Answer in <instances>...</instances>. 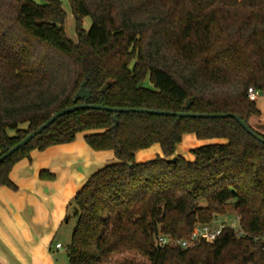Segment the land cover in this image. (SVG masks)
I'll use <instances>...</instances> for the list:
<instances>
[{
	"label": "trees",
	"instance_id": "16d2710c",
	"mask_svg": "<svg viewBox=\"0 0 264 264\" xmlns=\"http://www.w3.org/2000/svg\"><path fill=\"white\" fill-rule=\"evenodd\" d=\"M40 1L0 0V155L83 103L75 101L83 83L89 104L234 114L264 138L248 97L250 87L264 93V0H69L77 41L62 1ZM80 134L114 159L74 196L69 264H264V143L234 118L76 110L0 164V187L17 191V163ZM186 135L224 142L194 148L188 161L178 154ZM155 144L162 157L136 161ZM229 203L243 235L226 227L214 242L154 245L156 234L180 239L213 223Z\"/></svg>",
	"mask_w": 264,
	"mask_h": 264
},
{
	"label": "crops",
	"instance_id": "0c3cea01",
	"mask_svg": "<svg viewBox=\"0 0 264 264\" xmlns=\"http://www.w3.org/2000/svg\"><path fill=\"white\" fill-rule=\"evenodd\" d=\"M193 137L195 138V136ZM79 140H81L79 143L82 149L79 150L81 153L78 152L76 148L71 147L68 149L64 147L68 146L67 144H74ZM67 144L52 146L44 151H32L30 158L21 160L14 166L10 173V179L17 186V191H13L8 187H0V203L4 202V204L0 205V228L2 229L1 223L7 224L6 230L2 229L4 231H0V258L3 264H53L50 247L52 230L48 227L51 221L49 211L44 209L43 212L42 209L41 212L43 214L40 211H38L39 214L37 213L40 215V220H35L34 222L27 220L25 226H19L17 222H14L12 214L9 215L8 210L17 209L21 206V202L25 203V205L31 204V202L37 199L42 202L48 190H55L56 188L64 189L66 186L70 188V197L73 198L80 189L76 186V183L82 179V176L81 174L66 175L63 172L66 165L70 162L83 159L94 162L96 165L101 163L104 167L108 162L114 159L112 151V155L110 157L108 156L109 158H98L97 154L101 151L94 152L86 143L84 135L82 134L78 135L74 142ZM62 146L64 147V151L61 150ZM52 148L53 150L50 151V153L54 152V154L52 156L53 158L51 157V160L48 162L50 164L44 167L42 166L43 168H37V159H41V155L35 156V154H43V152H48ZM54 167L55 169L58 167L57 170H59L60 173L57 171L53 172ZM43 170H48L53 173L55 179L52 181L41 180L40 172ZM19 200L20 203H18ZM38 209L41 210V208H37L36 210Z\"/></svg>",
	"mask_w": 264,
	"mask_h": 264
},
{
	"label": "rangeland",
	"instance_id": "374dc122",
	"mask_svg": "<svg viewBox=\"0 0 264 264\" xmlns=\"http://www.w3.org/2000/svg\"><path fill=\"white\" fill-rule=\"evenodd\" d=\"M38 3H40V0H36ZM62 1L63 8L67 14L66 22H65V30L67 35L73 39L74 41H77V35L75 30V20L73 17L72 7L69 2V0H60ZM85 28L89 29L92 25L91 18L87 17L84 21ZM146 85L148 87H151V84L149 81H146ZM258 108L262 112V121L264 124V93L261 92L258 96V99L256 101ZM26 127V126H22ZM11 135H15L14 131L10 132ZM80 141L75 142L74 144H67L68 149L71 147L78 149V152L81 153L82 150L80 148ZM224 142L223 140H198L195 139L191 135H186L183 142L178 147V154L184 157L188 161H192L194 159V156L191 152L194 148H197L199 146L212 144V143H221ZM64 147H61V150L64 149ZM52 149H50L48 152H43V154H35L41 155V159H37L38 162L36 164L37 168H43L44 166L50 164L48 163L51 160V157L53 156L54 152H51ZM64 151V150H63ZM94 152H97L96 150H93ZM39 153V152H38ZM50 153V154H49ZM98 158L100 159H106L108 156L110 157L112 155L111 151H101L99 154H97ZM162 151L158 144L153 145L149 149L142 150L136 155V161L139 163L149 162L152 160H155L158 157H162ZM108 157V158H109ZM53 158V157H52ZM98 162V161H96ZM99 165H96L94 162H89L83 159H79L73 162H70L68 165H66V168L63 172L67 175L73 174V175H79L81 174L82 179L79 180V182L76 183V186L78 188H81L83 184L87 181V179L96 171L101 169L103 165L101 163H98ZM43 166V167H42ZM56 166V165H54ZM58 169V167H56ZM55 169L53 172L60 173L59 170ZM61 170V169H60ZM65 178V177H64ZM70 188L67 186L63 189H50L45 193V200L37 199L34 202H31V204H26L21 202L20 200L18 203L21 204L20 207H18L15 210H8L9 215L12 214L14 222L18 223L19 226H25L27 220H31L34 222L35 220H40L38 215V211L44 212V209L49 211L50 214V223L48 227L52 230V236H51V259L53 264H69L68 257H67V247L71 242L72 234L75 228L76 224V218L73 216L75 203H74V197H70ZM46 201V202H45ZM4 204L3 203H0ZM38 204V205H37ZM37 208H41V210H36ZM227 213L223 216L219 215L217 219L220 222L226 223L227 225H232L233 228L239 229V218L237 215V211L235 210V207L233 203H229L227 205ZM38 213V214H37ZM42 213V212H41ZM43 214V213H42ZM43 218V217H42ZM2 229L6 230L7 224L1 223ZM0 228V231H4ZM2 233V232H1ZM62 243L63 247L61 249L56 248V243ZM0 264H3L0 258Z\"/></svg>",
	"mask_w": 264,
	"mask_h": 264
},
{
	"label": "water",
	"instance_id": "95a60500",
	"mask_svg": "<svg viewBox=\"0 0 264 264\" xmlns=\"http://www.w3.org/2000/svg\"><path fill=\"white\" fill-rule=\"evenodd\" d=\"M86 83H83L81 88L76 94L75 101L82 99L83 103L76 104L71 107L62 109L61 111L54 114L49 120H47L43 125H41L38 129L31 132L29 135H27L24 139H22L19 143H17L15 146L8 148L7 151L0 155V164L9 156H11L13 153L18 151L19 149L26 146V144L31 141L34 137L39 135L41 132H43L46 128H48L51 124H53L58 118L61 116L74 112L76 110H84V109H93V110H106L110 112H136V113H148L152 115H161V116H174V117H192V118H218V117H232L234 118L239 125L250 135H252L254 138L259 140L260 142L264 143V138H262L260 135L256 134L252 131V129L237 115L234 114H200V113H192V112H175V111H162V110H154V109H144V108H110L106 107L104 105H97V104H89L88 101L91 97V91L89 89L85 88ZM109 88V83L106 84L102 88V92H105ZM192 103V100L187 101L186 105L184 106L185 109H188ZM115 123L117 124V118L115 117ZM173 162L176 161L174 158L172 160Z\"/></svg>",
	"mask_w": 264,
	"mask_h": 264
},
{
	"label": "built area",
	"instance_id": "2783aa9c",
	"mask_svg": "<svg viewBox=\"0 0 264 264\" xmlns=\"http://www.w3.org/2000/svg\"><path fill=\"white\" fill-rule=\"evenodd\" d=\"M260 93L261 92L254 87H250L248 89V97L251 101H257ZM226 227H232V225H227L226 223L220 222L218 219H216L211 224L196 225L190 233L186 234L180 239H176L172 236L159 233L154 236V245L159 248H164L166 246H179L181 248H189L197 245L202 241L214 242ZM235 231L239 236L244 234L239 229H235ZM62 247V243H56L57 249H61Z\"/></svg>",
	"mask_w": 264,
	"mask_h": 264
}]
</instances>
